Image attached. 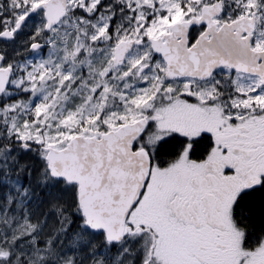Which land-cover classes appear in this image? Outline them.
Segmentation results:
<instances>
[{
    "label": "snow or ice",
    "instance_id": "6c2138e0",
    "mask_svg": "<svg viewBox=\"0 0 264 264\" xmlns=\"http://www.w3.org/2000/svg\"><path fill=\"white\" fill-rule=\"evenodd\" d=\"M0 264H264V0H0Z\"/></svg>",
    "mask_w": 264,
    "mask_h": 264
}]
</instances>
